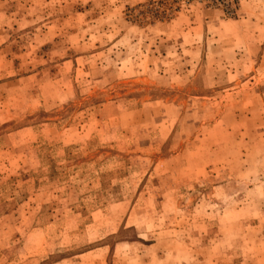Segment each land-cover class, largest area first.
Wrapping results in <instances>:
<instances>
[{
    "label": "rangeland",
    "instance_id": "obj_1",
    "mask_svg": "<svg viewBox=\"0 0 264 264\" xmlns=\"http://www.w3.org/2000/svg\"><path fill=\"white\" fill-rule=\"evenodd\" d=\"M0 264H264V0H0Z\"/></svg>",
    "mask_w": 264,
    "mask_h": 264
}]
</instances>
